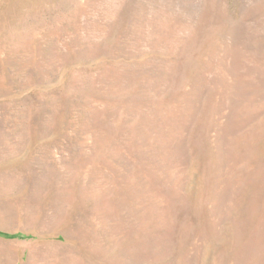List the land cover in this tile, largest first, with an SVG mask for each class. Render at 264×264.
Returning <instances> with one entry per match:
<instances>
[{"label": "rangeland", "instance_id": "374dc122", "mask_svg": "<svg viewBox=\"0 0 264 264\" xmlns=\"http://www.w3.org/2000/svg\"><path fill=\"white\" fill-rule=\"evenodd\" d=\"M0 231V264H264V0H0Z\"/></svg>", "mask_w": 264, "mask_h": 264}, {"label": "trees", "instance_id": "16d2710c", "mask_svg": "<svg viewBox=\"0 0 264 264\" xmlns=\"http://www.w3.org/2000/svg\"><path fill=\"white\" fill-rule=\"evenodd\" d=\"M0 235L7 236V237H14V236H16L15 234L5 233V232H2V231H0Z\"/></svg>", "mask_w": 264, "mask_h": 264}, {"label": "bare ground", "instance_id": "6f19581e", "mask_svg": "<svg viewBox=\"0 0 264 264\" xmlns=\"http://www.w3.org/2000/svg\"><path fill=\"white\" fill-rule=\"evenodd\" d=\"M47 233V232H46ZM50 233V232H49ZM64 235V234H63ZM54 236H56V235H54ZM68 238V237H67ZM53 242V241H52ZM54 243H55V241H54ZM66 243V242H65ZM56 244V243H55ZM54 245V244H53ZM62 245V244H61ZM55 247H57V246H55ZM55 249V248H54ZM56 251V250H55ZM55 251H54V253H55ZM57 253V252H56ZM60 253V252H59ZM20 255L21 254H17V256H16V259L18 260L19 258H20ZM16 259L14 260V263L16 262ZM29 261V260H28ZM13 264V263H12Z\"/></svg>", "mask_w": 264, "mask_h": 264}]
</instances>
